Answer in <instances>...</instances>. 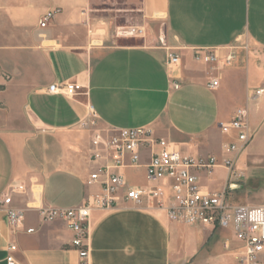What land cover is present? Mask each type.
I'll use <instances>...</instances> for the list:
<instances>
[{
	"label": "crops",
	"instance_id": "crops-1",
	"mask_svg": "<svg viewBox=\"0 0 264 264\" xmlns=\"http://www.w3.org/2000/svg\"><path fill=\"white\" fill-rule=\"evenodd\" d=\"M92 3L0 0V197L12 183L26 187L12 199L24 210L21 226L9 227L0 208V264L9 255L14 264H79L72 232L63 222H42L38 208L75 207L100 192L87 184L97 167L92 155L100 151L96 135L150 127L185 156L221 162L234 134L222 132L219 122L244 109L251 131L264 125V95L247 100L264 90V0H135L144 40L134 46L110 43L111 23L94 17ZM50 10L58 13L40 28ZM229 48L236 53L229 67L193 59L194 50L222 58ZM168 51L178 64L167 63ZM212 80L217 87H208ZM64 83L80 85V94L48 91ZM90 108L95 125L82 129ZM148 160L142 151L139 167L121 171L129 186H146ZM216 174L220 184L210 191L204 180ZM199 182L220 192L227 171L217 167ZM237 248L230 231L173 223L146 205L129 203L90 218L89 264H237Z\"/></svg>",
	"mask_w": 264,
	"mask_h": 264
},
{
	"label": "built area",
	"instance_id": "built-area-1",
	"mask_svg": "<svg viewBox=\"0 0 264 264\" xmlns=\"http://www.w3.org/2000/svg\"><path fill=\"white\" fill-rule=\"evenodd\" d=\"M57 13L58 10L45 12L39 27L45 28ZM143 32L142 28H131L124 34L141 36ZM235 55V48H229L222 58L215 51L198 49L194 50L193 59L207 65L229 67ZM166 59L169 65L179 63L178 55L171 51L166 54ZM217 85L218 82L212 80L208 87L215 88ZM172 87L178 89L179 85L173 82ZM81 89L78 84L64 83L51 85L48 91L74 97ZM263 95L264 90L258 89L247 100L256 102ZM89 116L88 120L81 122L82 129L95 125L96 116L92 108L89 109ZM218 128L228 136L234 134L231 142L225 146L226 156L221 162L212 156H185L172 143L158 138L150 127L118 130L107 139L96 135L93 145L99 146L100 151L92 155L97 167L89 174L87 184L99 185L100 192L87 197L75 207L38 208L41 221L63 222L73 234L71 246L77 253L79 264H89L88 240L92 214L108 212L129 203L146 205L164 211L173 223L230 231L238 245L235 256L237 264H264V206L236 205L229 200L228 186L220 192L210 193L200 185L199 176H210L217 167L227 171V180L233 179L238 157L246 151L254 137L244 109L236 110L228 121L219 122ZM142 151L149 152L145 165L146 186L136 188L127 184L121 171L139 167ZM24 193L25 185L12 183L6 194L0 197L5 222L13 229L22 225L24 210L15 208L12 199L14 195ZM32 231L29 229L26 233ZM224 247L229 248L228 240L224 242ZM15 250L16 246L10 244L9 253ZM6 262L14 264L12 256H7Z\"/></svg>",
	"mask_w": 264,
	"mask_h": 264
},
{
	"label": "rangeland",
	"instance_id": "rangeland-1",
	"mask_svg": "<svg viewBox=\"0 0 264 264\" xmlns=\"http://www.w3.org/2000/svg\"><path fill=\"white\" fill-rule=\"evenodd\" d=\"M135 0H94L92 13L94 17L107 19L111 23L113 37L110 43L115 42L120 46L140 45L144 40V32L141 36H127L131 28H139L140 19L134 4ZM116 29V30H115ZM164 27L159 26L158 35H164ZM158 37V42L160 43ZM243 52L249 50L245 39L240 42ZM80 92L77 94L79 95ZM234 178L227 180L229 200L236 205L264 206V125L254 132V137L248 148L239 157L234 169ZM218 174L211 178H205L204 185L210 191L218 188ZM232 189H231V188Z\"/></svg>",
	"mask_w": 264,
	"mask_h": 264
},
{
	"label": "water",
	"instance_id": "water-1",
	"mask_svg": "<svg viewBox=\"0 0 264 264\" xmlns=\"http://www.w3.org/2000/svg\"><path fill=\"white\" fill-rule=\"evenodd\" d=\"M231 188V187H230ZM232 189V188H231Z\"/></svg>",
	"mask_w": 264,
	"mask_h": 264
}]
</instances>
